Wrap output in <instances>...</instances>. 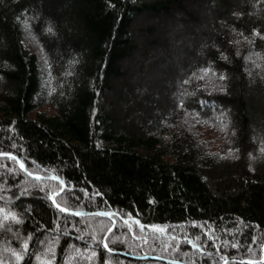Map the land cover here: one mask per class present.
<instances>
[{"label":"trees","instance_id":"1","mask_svg":"<svg viewBox=\"0 0 264 264\" xmlns=\"http://www.w3.org/2000/svg\"><path fill=\"white\" fill-rule=\"evenodd\" d=\"M254 8L264 0H0V154L43 178L0 159V264L263 259ZM178 23L196 30L188 45L203 42L177 48L188 58L173 77L180 96L162 106L141 76L160 30ZM55 195L67 212L109 218L66 217Z\"/></svg>","mask_w":264,"mask_h":264},{"label":"rangeland","instance_id":"2","mask_svg":"<svg viewBox=\"0 0 264 264\" xmlns=\"http://www.w3.org/2000/svg\"><path fill=\"white\" fill-rule=\"evenodd\" d=\"M253 13L258 14L264 11L263 8L252 9ZM206 13V12H205ZM205 13L200 12L198 14V18L200 23L204 21V19L208 18ZM176 18L180 19L179 14H175ZM182 18V17H181ZM208 21V19H206ZM175 23V22H172ZM186 24V23H185ZM171 24L169 28L162 29L156 36V40L162 39L161 46L159 48V54H155L145 63L144 72L141 76V79H148L145 84L146 90H151L156 92L157 95L161 97V104L165 106V104L173 101L175 103L178 96H180V84L176 82L173 77L175 74L181 73L182 63L187 61V54H183V52L178 51L177 48L184 49L183 51L192 52L195 46H200L202 39L198 40L197 38L194 43H190L188 45V34L190 31H196L189 23L186 25ZM175 36V38H173ZM185 40V42L183 41ZM187 40V41H186ZM184 42V43H183ZM170 44V45H169ZM170 46V47H169ZM181 49V50H182ZM177 50V51H176ZM151 80V81H150ZM138 81L134 80V84H137ZM144 88V89H145ZM143 89V91H144ZM156 90V91H155ZM138 95V94H137ZM153 112L156 113L157 109L153 108Z\"/></svg>","mask_w":264,"mask_h":264},{"label":"water","instance_id":"3","mask_svg":"<svg viewBox=\"0 0 264 264\" xmlns=\"http://www.w3.org/2000/svg\"><path fill=\"white\" fill-rule=\"evenodd\" d=\"M0 159H6V160H10V161H13V162L17 163L20 166V168L22 169V171L26 174V176L29 177L33 181H40V180L43 179L41 177H36L35 178V177L30 176V173H29V170H28L27 166L19 158H17V157H14V156H12L10 154H0ZM48 180L49 181H55V182L59 183L62 186L63 190L65 189V182H63V181H61L59 179H56L54 177H50V178H48ZM60 194H62V192H60L59 195ZM55 197H56V195L55 196H52L50 198V202L53 204L54 208L58 212H60L62 215L66 216V217H69V218H79V217L109 218V215L106 214V213H93V214H88V213H81V212H67L65 210L62 211L61 208H59L55 204V202H54V198ZM111 215L114 216V217H118L117 215H115V213L113 211L111 212ZM118 218H119V220H121L125 224H130L132 222L138 224L137 221H135V220L123 219L121 217H118ZM114 226H115V222H113V227H112V229H111L110 232H112L114 230ZM103 247H104L105 250H107L104 244H103ZM112 254L116 255L115 253H112ZM262 254H263V259L261 261H259V262H251V261H245V260L237 259V260H227L223 264H226L228 262L229 263H237V264H264V247H263ZM120 255H122V254H120ZM132 259H135V258H132ZM139 260H141V261L159 262V263H163V264H181V263H177V262L162 260V259L155 258V257H144V258H141Z\"/></svg>","mask_w":264,"mask_h":264},{"label":"snow or ice","instance_id":"4","mask_svg":"<svg viewBox=\"0 0 264 264\" xmlns=\"http://www.w3.org/2000/svg\"><path fill=\"white\" fill-rule=\"evenodd\" d=\"M49 31H51V29H49ZM63 211V209H61ZM106 246V245H105Z\"/></svg>","mask_w":264,"mask_h":264}]
</instances>
